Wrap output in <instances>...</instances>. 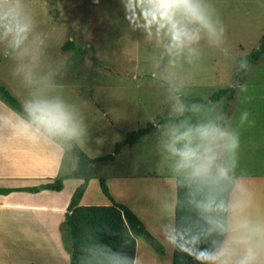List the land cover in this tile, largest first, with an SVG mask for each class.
Returning a JSON list of instances; mask_svg holds the SVG:
<instances>
[{
  "label": "rangeland",
  "instance_id": "obj_1",
  "mask_svg": "<svg viewBox=\"0 0 264 264\" xmlns=\"http://www.w3.org/2000/svg\"><path fill=\"white\" fill-rule=\"evenodd\" d=\"M9 2L32 28L19 48L0 30V83L9 85L23 107L29 100L62 101L78 128L76 135L65 136L89 157L111 153L127 131L156 116H179L180 96L201 99L184 118L158 125L133 146L121 148L115 161L93 167L96 175L105 177L110 193L122 197L130 189L134 198L141 194L137 191L141 186L156 183L155 174L187 175L175 167L178 157L169 150L171 137L175 130L211 121L238 136L235 149L228 147V140L219 142L212 172L236 176L230 210H257L254 187L242 175L264 174V55L256 63L248 58L264 37V0H205L213 19L225 28L223 42L211 43L205 37L179 54L168 52L163 34L153 30L149 36L130 27L120 0ZM67 41L72 46L64 49ZM228 87L234 90L233 98L227 93L209 100L215 91ZM45 135L64 147L56 178L74 167L73 154L70 146ZM156 190L153 186L150 199L156 198ZM169 197L170 192L164 195ZM109 203L98 178L92 177L82 204ZM260 210L264 212V192ZM12 232L5 235L9 246L20 235ZM64 242L67 245L65 238ZM261 258L264 264V252Z\"/></svg>",
  "mask_w": 264,
  "mask_h": 264
},
{
  "label": "crops",
  "instance_id": "obj_2",
  "mask_svg": "<svg viewBox=\"0 0 264 264\" xmlns=\"http://www.w3.org/2000/svg\"><path fill=\"white\" fill-rule=\"evenodd\" d=\"M5 86L9 87L7 84ZM24 120L0 100V188L7 189L0 193V264H70L61 224L70 198L82 179H65L59 191L27 189L40 186L58 174L64 158V147L35 128L29 138L20 129ZM223 175L232 176L235 183L229 197L227 231L222 241L230 251L221 264H244L249 250L256 248V238L250 228L264 225V212L260 210L264 174L242 175L245 182L254 187L257 210H230V199L238 183L235 175ZM176 176L172 173L155 174L156 183L141 186L137 190L141 194L136 193L138 195L134 198H130V189H126L122 197H115L109 192L114 201L125 204L137 215L154 240L143 235L135 237L133 264H172L175 244L173 189L175 186L176 202ZM153 186L159 193L156 198L150 199L148 195ZM169 192L170 197L165 199L164 195ZM17 230L20 235L16 237L14 245L9 246L6 232L14 233ZM241 235L247 237V243L238 242L236 238ZM256 257L258 264H261L259 250Z\"/></svg>",
  "mask_w": 264,
  "mask_h": 264
},
{
  "label": "trees",
  "instance_id": "obj_3",
  "mask_svg": "<svg viewBox=\"0 0 264 264\" xmlns=\"http://www.w3.org/2000/svg\"><path fill=\"white\" fill-rule=\"evenodd\" d=\"M71 46L72 43L67 41L63 48L68 49ZM263 55L264 37L258 48L248 54V58L251 63H256ZM226 94L228 99L233 98V88H221L215 91L209 100L216 101ZM0 99L19 115L28 119L20 101L1 83ZM180 99L183 103V111L179 116H156L152 122H148L145 126L127 131L123 138L115 143L111 153L96 157H89L75 141L65 135L51 136L44 132L51 138L70 146L74 167L40 186L27 189L30 191L38 189L59 191L62 189L65 179H82L70 198L65 218L61 224V232L67 240L70 264H133L135 237L143 235L154 241L140 219L129 207L112 200L105 177L96 175L93 172V167L97 164L107 165V163L113 162L122 147L133 146L158 125H165L184 118L188 115L192 104L201 101L200 98L184 96H180ZM92 177L98 178L102 192L111 198L110 204H80L82 195ZM234 183L235 180L232 176L220 173H214L210 178L196 182H190L187 175L176 176L175 244L172 264H199L197 257L202 254L204 249H212L221 245L226 231L220 232L211 228L207 218L211 215L222 221L227 227L228 202ZM5 191L7 189L0 188V193ZM209 196L213 197L217 204H221L222 208L213 213H203L197 204Z\"/></svg>",
  "mask_w": 264,
  "mask_h": 264
},
{
  "label": "clouds",
  "instance_id": "obj_4",
  "mask_svg": "<svg viewBox=\"0 0 264 264\" xmlns=\"http://www.w3.org/2000/svg\"><path fill=\"white\" fill-rule=\"evenodd\" d=\"M120 4L125 19L134 30H142L149 36L155 30L157 35L166 36L169 53L179 54L186 48L191 49L205 37L211 43L223 42L225 28L219 20L213 19L211 6L205 0H120ZM31 28V22L22 17L16 5L9 0H0V30L13 47L19 48L24 44ZM24 111L28 119L22 121L20 129L29 138L33 128L51 136L76 135L78 132L62 101L29 100L24 104ZM224 140L229 141L228 147L232 149L238 146L236 134L228 133L210 121L183 132L175 130L168 147L178 157L176 169L186 171L188 180L196 182L211 177L217 160V147ZM181 142L182 145L177 147ZM220 174H224L222 170ZM197 206L203 213H213L222 208L211 196L200 200ZM207 222L215 230L227 231L226 225L211 215ZM250 231L256 238V248L249 250L244 264H258L254 257L257 250L264 252V225L251 227ZM236 239L240 243H247L244 235ZM229 251L227 244L222 243L218 247L204 249L197 260L199 264H221Z\"/></svg>",
  "mask_w": 264,
  "mask_h": 264
},
{
  "label": "built area",
  "instance_id": "obj_5",
  "mask_svg": "<svg viewBox=\"0 0 264 264\" xmlns=\"http://www.w3.org/2000/svg\"><path fill=\"white\" fill-rule=\"evenodd\" d=\"M95 1H98V0H95Z\"/></svg>",
  "mask_w": 264,
  "mask_h": 264
}]
</instances>
